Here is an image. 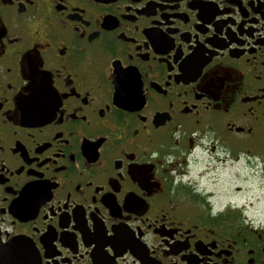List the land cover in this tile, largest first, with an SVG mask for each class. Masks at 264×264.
I'll list each match as a JSON object with an SVG mask.
<instances>
[{
  "label": "flooded vegetation",
  "instance_id": "obj_1",
  "mask_svg": "<svg viewBox=\"0 0 264 264\" xmlns=\"http://www.w3.org/2000/svg\"><path fill=\"white\" fill-rule=\"evenodd\" d=\"M0 238L264 264V0H0Z\"/></svg>",
  "mask_w": 264,
  "mask_h": 264
},
{
  "label": "water",
  "instance_id": "obj_2",
  "mask_svg": "<svg viewBox=\"0 0 264 264\" xmlns=\"http://www.w3.org/2000/svg\"><path fill=\"white\" fill-rule=\"evenodd\" d=\"M27 245L18 241L5 243L0 238V264H41L39 256L28 250Z\"/></svg>",
  "mask_w": 264,
  "mask_h": 264
},
{
  "label": "rangeland",
  "instance_id": "obj_3",
  "mask_svg": "<svg viewBox=\"0 0 264 264\" xmlns=\"http://www.w3.org/2000/svg\"><path fill=\"white\" fill-rule=\"evenodd\" d=\"M228 168H229L228 165L226 166L225 164H223V165H219L216 170L217 176L220 179L218 188H217L219 191V195H220L219 201H221L222 198L226 199L231 194V187L235 188L234 186L238 185L241 181H243L244 183V180H245V178L243 180V178L240 179V177L236 175L237 166H235L234 170L232 171L231 180H228L226 176L228 173ZM239 175L244 177L243 172H240ZM221 193H223L222 194L223 196L221 195Z\"/></svg>",
  "mask_w": 264,
  "mask_h": 264
}]
</instances>
